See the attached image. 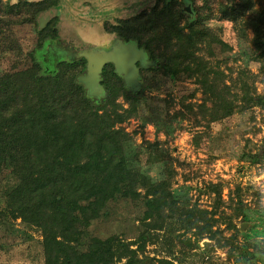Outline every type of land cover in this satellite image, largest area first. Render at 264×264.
Returning a JSON list of instances; mask_svg holds the SVG:
<instances>
[{
    "label": "trees",
    "instance_id": "trees-1",
    "mask_svg": "<svg viewBox=\"0 0 264 264\" xmlns=\"http://www.w3.org/2000/svg\"><path fill=\"white\" fill-rule=\"evenodd\" d=\"M202 1L201 6L194 7L196 19L191 22L182 5L195 4V0H157L150 10L106 22V30L145 46L159 59L156 68L170 77L182 73L185 65L203 63L208 82L199 110L209 122L252 106H264V95L256 93L253 74L241 70L233 78L198 55L200 46L213 36L203 24L213 19L233 22L244 41L249 40L248 32L253 30L260 54L264 55V4L238 0L219 2L216 7L215 0ZM57 3L0 0V54L22 52L11 23L37 26V45L28 52L29 72H17L11 87L0 90V116L9 119L2 128L4 135L0 134V183L5 184L0 196V225L6 227V222L20 219L24 227L39 230L45 264H177L171 257L173 247H168L170 258H156L145 254L146 245L160 240L157 232L169 222V211L174 208L180 213L169 225L178 232L179 242L183 246L197 244L222 205V187L214 184L205 189L217 192L211 211L181 204V199L169 191L171 182L167 178L151 181L150 189L141 193L146 175L142 157L151 164H167L168 160L155 148L159 141H146L136 148L133 136L117 124L142 116L144 124L153 121L159 132L171 136L178 114L164 115L144 108L141 102L145 88L138 94L126 91L111 64L104 72L110 94L102 104H96L79 83L85 58L62 60L53 74H40V53L45 51V42L59 37V14L46 22H38L37 17ZM19 64L15 60L13 66ZM228 78L239 84V94L233 92ZM121 95L127 106L117 101ZM237 189V201L232 198V217L244 215L247 208L240 187ZM132 203L140 207L141 230L136 239L93 232L96 222H109ZM233 229L236 237L241 230L235 225ZM188 231H194L193 243L186 236ZM250 238L249 246L243 250L240 247V259L246 264H264V238ZM219 244L224 246L220 240Z\"/></svg>",
    "mask_w": 264,
    "mask_h": 264
},
{
    "label": "rangeland",
    "instance_id": "rangeland-1",
    "mask_svg": "<svg viewBox=\"0 0 264 264\" xmlns=\"http://www.w3.org/2000/svg\"><path fill=\"white\" fill-rule=\"evenodd\" d=\"M2 1L5 3L7 0ZM156 1L58 0L55 7L40 13L37 20L46 22L59 14V37L67 46H77L80 42L100 44L113 36L106 30V22L130 17L144 9L150 10ZM215 1L218 7L219 2L238 0ZM255 2L256 5L264 4V0ZM202 3V0H195V4L187 2L182 5L183 11L189 16V22L196 19L194 7L198 8ZM189 6L193 14L186 11ZM203 25L212 30L213 36L200 46L198 55L211 66L219 65L226 75L233 78L241 70L249 71L255 76L253 85L256 93L264 95V55L260 54L253 30L248 32L249 40L244 41L239 38L236 25L229 20H207ZM10 29L15 33V41L22 52L13 50L0 54V90L11 87L17 72H29L31 61L28 52L37 45L35 24L14 22ZM11 58L19 60V66L14 67L15 60ZM39 62L42 67L40 74L43 71L44 74H53L57 67L50 58L43 63L42 60ZM144 73L143 107L150 112H163L164 115L178 114L179 119L176 120V128L171 136L159 132L153 121L144 124L142 116L117 124V127L125 128L133 136L136 148L146 141H159L155 148L168 160L167 164H151L146 163V158L142 157L141 167L146 175L139 190L142 194L146 193L151 181L167 178L171 182L169 191L177 200L178 197L181 199V204L211 211L218 198L217 192L205 189L209 185L220 184L223 201L215 218L206 225V232L194 246H183L179 242L178 232L169 224L180 211L178 208L170 210L169 222L157 232L160 240L156 243L148 242L145 254L170 258L168 247L171 246L174 250L171 257L177 264H246L240 259V247L243 250V247L249 246L252 236L264 238V106H252L236 111L229 117L209 122L199 110L205 98L204 87L208 82L203 63L185 65L183 72L176 77H170L158 68L144 70ZM227 83L233 92L240 93L239 84L232 83L230 78ZM117 101L127 106L126 100L118 97ZM207 104L211 105L210 101ZM191 106H194L193 111L190 110ZM8 120V117L0 116L1 135H4L2 128ZM4 186V183H0V196ZM238 187L247 208L244 215L232 217V198L237 201ZM139 210L140 207L129 204L109 222H96L92 230L100 236L117 234L134 240L141 230ZM230 216L233 219L229 220ZM6 225H0V264H45L41 232L34 227H24L20 219L6 222ZM233 225L241 230L236 237ZM254 231L258 233L254 234ZM179 232L183 233L182 230ZM186 236L190 242L195 241L194 231H188ZM227 239H230L229 244L225 243ZM219 240L224 246H219Z\"/></svg>",
    "mask_w": 264,
    "mask_h": 264
},
{
    "label": "flooded vegetation",
    "instance_id": "flooded-vegetation-1",
    "mask_svg": "<svg viewBox=\"0 0 264 264\" xmlns=\"http://www.w3.org/2000/svg\"><path fill=\"white\" fill-rule=\"evenodd\" d=\"M116 35H113L112 38H110L108 41H105L103 43H97V44H88V43H83L80 42L79 45L75 46V45H66L63 43V41L60 39V37H57L55 39H48L45 42V51L40 53V57L42 60H47L48 58L51 59L52 64L54 65H58V63L62 60H79L82 58H85L86 62H85V68L83 70V72L79 75L78 79H79V83L83 86V88L85 89L87 95H89V97L96 103V104H102V102H104L110 92L109 89L107 88L106 84H105V78H104V72H105V68L108 64H111L116 72L115 66L112 63H106L103 66L102 72L100 73V82L99 83H94L91 79H87L86 77H83L84 75H87L88 72L86 70V64H87V59L86 57L82 56L81 53L83 52H88L91 51L95 48L101 49L102 47H110L112 40L114 39ZM123 40L125 42H129V41H135L136 40H125L123 38ZM138 44V42H137ZM138 47H143L141 45L138 44ZM145 47V46H144ZM146 50V62H148L149 66L148 68H140L139 69V76L137 78V82L140 83L139 88L136 91H132L131 89H129L125 83L124 80L122 78V76L120 74L117 75L122 79V82L126 88V91H129L130 93H141V91L145 88V73L144 70H150L153 68H156L159 64V59L155 58L152 56V54L148 51V49L145 47ZM156 62V63H153ZM138 67L140 66V63L137 62L136 64ZM134 88H137L138 85L134 84L133 86ZM120 99L125 101V97L123 95L119 96Z\"/></svg>",
    "mask_w": 264,
    "mask_h": 264
},
{
    "label": "water",
    "instance_id": "water-1",
    "mask_svg": "<svg viewBox=\"0 0 264 264\" xmlns=\"http://www.w3.org/2000/svg\"><path fill=\"white\" fill-rule=\"evenodd\" d=\"M186 11L193 14L192 9L186 8ZM86 57V70L88 72L86 77L91 79L94 83L100 82V73L106 63H112L115 66L116 72L120 74L124 80L125 85L132 91H136L140 83L137 82L140 68H148L149 64L146 62L145 47H138L137 42H125L122 37L116 35L112 40L110 47L95 48L88 52L81 53ZM140 63L138 67L136 64ZM156 63V62H153ZM138 87L133 89V85Z\"/></svg>",
    "mask_w": 264,
    "mask_h": 264
}]
</instances>
